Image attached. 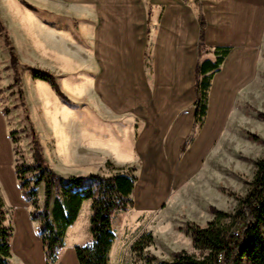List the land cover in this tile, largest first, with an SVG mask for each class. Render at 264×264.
Instances as JSON below:
<instances>
[{
	"label": "crops",
	"instance_id": "obj_1",
	"mask_svg": "<svg viewBox=\"0 0 264 264\" xmlns=\"http://www.w3.org/2000/svg\"><path fill=\"white\" fill-rule=\"evenodd\" d=\"M56 1L65 10L73 7L76 13H88L91 20L89 84L96 103L92 113L105 114L107 120L97 119L90 131L96 140L107 141V146L96 145V150L104 155V163L124 168L138 162V181L130 196L134 207L131 211L136 217L160 206L182 182L195 177L212 145L223 138L236 119L252 127L245 122L252 121L254 83L260 85L261 79L264 81V0ZM4 2L10 16L17 11L28 13L19 10L14 0ZM12 2L18 10H11ZM217 49H226L227 54L210 79L205 115L196 124V68L204 60L213 61ZM40 51L43 57H52L50 51ZM59 57L62 59L63 55ZM35 81L27 82L32 102L38 98L44 104L37 89L57 97L49 83ZM63 81H68L66 88L63 86L66 91L78 95L67 87L81 86L84 80ZM130 98L138 101L130 105ZM60 123V131L67 139L58 144L61 149L65 147L64 155L57 152L65 161L73 158L79 162L81 154H69L71 139ZM132 131H138L136 138H132ZM80 136L75 137L76 145L84 143ZM148 147L153 156H141L139 152L147 153ZM151 176L168 181L165 197L159 202L151 200L157 183L148 179ZM142 181L149 205L139 202L137 189L142 187ZM0 197L13 228L11 264H47L37 224L30 218V204L16 178L12 140L1 111ZM91 204L90 200L82 203L76 221L66 230L56 264H77L74 248L88 237L84 229H77L81 209L90 207L86 216L90 222Z\"/></svg>",
	"mask_w": 264,
	"mask_h": 264
},
{
	"label": "rangeland",
	"instance_id": "obj_2",
	"mask_svg": "<svg viewBox=\"0 0 264 264\" xmlns=\"http://www.w3.org/2000/svg\"><path fill=\"white\" fill-rule=\"evenodd\" d=\"M14 1L20 9L14 7L16 4L13 2L12 11H16L17 8L23 9L28 12L26 14L33 17L36 34L42 42V46L39 45L38 48L52 54L50 58L43 57L42 51L37 47L35 49L31 43L22 41L16 28L15 17L17 18L18 14L12 13L13 16H10L6 3L0 0V111L6 123L8 137L12 140L14 167L16 163L32 164L34 146L37 144L43 159L57 175L108 177L132 169L138 181V162L134 161L124 168L116 167L109 162L104 163V155L96 150L98 141L90 131L97 124V119L106 121L107 116L98 112L92 113L96 103L89 84L92 67L91 38L88 32L91 20L88 13H76L73 7L67 8L71 10H65L56 0ZM62 35L64 39L61 38ZM8 41L16 53L18 61L16 70L10 64ZM60 54L63 55L62 59L59 57ZM31 70L51 74L62 96L55 91L57 98L49 89L53 95L49 98L47 93L43 95L41 90L37 89V94L43 96L44 104L36 97L32 102L27 82L32 84L36 79L33 78ZM16 77L20 80V87L14 83ZM77 78L84 81L80 83L82 87L77 91L79 94L73 95L66 91L67 85L63 80ZM261 81L260 85L254 83V111L250 116L252 121L245 122L252 127L245 126L240 119H236V123L224 132L223 138L212 145L201 171L195 177L182 182L183 184L157 208L137 214L139 216L136 217L131 211L134 208L132 207L125 213L119 212L113 216L115 239L108 254V264H134L136 256L131 252V246L146 233L151 234L152 243L144 250L143 257L148 255L155 257L158 262H169L180 251L189 253L193 251L192 239L187 228L205 227L214 218L212 209L227 214L234 212L238 204L237 198L246 196L250 189L255 162L264 159V128H260V125L264 124V81L263 79ZM48 100L57 102L63 107L64 113L62 114L59 108L50 106L52 111L57 108V113L54 111L50 116V112L48 114L45 108ZM64 116L68 118L61 121L60 125H63L68 138L71 139L69 154H81L79 162H75L73 158L65 161V158L58 154L61 152V155H64L62 151L65 149L64 146L62 149L59 148L58 144L66 135L63 131L64 138L61 131L57 130L58 121ZM53 120L58 124L55 125ZM56 133L61 134L60 140ZM79 134L84 143L76 145L75 137L78 139ZM136 134L138 131H132V138H136ZM253 137L258 140H254ZM105 142L106 145L107 141ZM139 154L147 158L153 156L149 147L147 153ZM148 179L158 181L153 176ZM162 180L164 184L161 199L165 197L168 183L167 180L163 178ZM88 184L89 182L86 183ZM141 185L137 193L143 188V181ZM37 194L39 205L42 206V186L37 188ZM88 211L90 207L87 209V206L81 209L77 229L79 231L84 229L88 237L79 242L78 246H83L90 240L89 219L87 221L86 217ZM65 235L66 232L64 237ZM242 264H246V261L244 260Z\"/></svg>",
	"mask_w": 264,
	"mask_h": 264
},
{
	"label": "trees",
	"instance_id": "obj_3",
	"mask_svg": "<svg viewBox=\"0 0 264 264\" xmlns=\"http://www.w3.org/2000/svg\"><path fill=\"white\" fill-rule=\"evenodd\" d=\"M201 45L202 28L200 49ZM7 46L10 64L16 70V53L9 41ZM226 54V49H217L213 53V61L204 60L196 68V124L205 115L210 79L218 72ZM31 73L34 79L49 83L62 96L51 74L38 70H31ZM14 83L20 87L18 77ZM254 166L250 189L246 196L237 198L238 204L233 213L212 209L214 218L205 227L187 228L192 239V252L180 251L169 262H158L148 255L143 257L144 250L152 243L151 234L146 233L131 246V252L136 256L134 264H242L244 260L246 264H264V159L256 161ZM14 168L22 195L31 207L30 218L37 224L46 263H57L66 230L76 221L82 203L90 200V240L74 248L77 264H108V254L115 239L113 216L133 207L130 196L137 181L134 171L131 169L108 177L89 175L65 178L49 168L37 144L34 146L32 164L16 163ZM39 186L43 188L42 206L38 201ZM233 231H238L239 236H233ZM12 237L13 228L0 197V264H11Z\"/></svg>",
	"mask_w": 264,
	"mask_h": 264
},
{
	"label": "bare ground",
	"instance_id": "obj_4",
	"mask_svg": "<svg viewBox=\"0 0 264 264\" xmlns=\"http://www.w3.org/2000/svg\"><path fill=\"white\" fill-rule=\"evenodd\" d=\"M3 1V0H2ZM73 1H76V0H73ZM13 3V2H12ZM5 5V4H4ZM14 7H17V6H14ZM15 9V8H14ZM17 10H18V8H17ZM17 18H15L16 19V26H17V30H18V32H19V34H20V36H22L23 38L25 37V39H28L29 41H31V44H32V46H34V48L35 47H39V45H41L42 46V42L40 41V39H39V35H37L36 34V29H35V22H34V20H33V17L32 16H29L28 14H26L25 12H22V11H17ZM102 14V13H101ZM104 14V13H103ZM106 14V13H105ZM40 34V33H39ZM100 38H102V37H100ZM47 42V41H46ZM36 49V48H35ZM91 59V58H90ZM102 63V62H101ZM66 82H68V81H66ZM66 85V84H65ZM80 87L81 86H68L67 88H68V90H70V91H72L73 93H78L77 91L80 89ZM42 91H41V93L43 94V95H45V93H44V91H43V89H41ZM83 90V89H82ZM40 96V95H39ZM41 97V99L40 100H43L44 101V99H43V96H40ZM48 97L49 98H52V96H50V95H48ZM110 99V98H109ZM114 99V98H113ZM53 100V99H52ZM111 100H112V98H111ZM115 100V99H114ZM129 101H130V105H133L136 101H138L136 98H130V99H128ZM50 106L51 107H59L60 109H61V113L63 114L64 113V109H63V107H60L59 106V104L57 103V102H55V101H53V102H51V100L49 101L48 100V103L46 104V109H47V111H48V114H49V112H50V116H52L53 114L52 113H54V111H55V114L57 113V108H55L56 110H54V111H52L51 109L52 108H50ZM135 106V105H134ZM49 108H50V110H49ZM43 110V109H42ZM62 114H60V115H62ZM59 115V116H60ZM65 117V116H64ZM63 118V117H62ZM53 119V118H52ZM47 121H49V120H47ZM46 121V122H47ZM52 121V120H51ZM54 121V123H55V125H57L58 124V122H61V120H59L57 123H56V120H53ZM132 121V120H131ZM45 122V121H44ZM52 127V126H51ZM52 129H53V127H52ZM57 130L58 131H60L61 129L59 128V125H58V127H57ZM54 131V130H53ZM63 132V130L61 131V133ZM64 133V132H63ZM63 133H62V136H64L63 135ZM57 134V133H56ZM55 134V135H56ZM58 136V138H59V140H60V137H61V134H57L56 135V137ZM94 137V136H93ZM64 138H65V136H64ZM58 140V139H57ZM66 140V139H65ZM89 140V139H88ZM111 140V139H110ZM62 141L64 142V139H62ZM62 141H60V142H62ZM98 141V140H97ZM103 141V140H102ZM104 142V141H103ZM98 143L100 144V143H102L101 141H98ZM106 143V142H105ZM104 144V143H103ZM130 147V146H129ZM147 147V146H146ZM131 148V147H130ZM142 149V148H141ZM140 149V150H141ZM130 150V149H129ZM144 150V149H143ZM115 152V151H114ZM119 154V153H118ZM119 156H121L120 154H119ZM186 162V161H185ZM156 176V175H155ZM161 179H157L158 181H157V184L153 187V191H152V199L151 200H153L154 202H158V201H160L161 200V198H162V190H163V180H162V177H160ZM165 191V190H164ZM137 195H138V198H139V202L140 203H142V205H149V204H147V203H149L148 202V200H146L144 197H145V191H144V187L140 190V191H138V193H137Z\"/></svg>",
	"mask_w": 264,
	"mask_h": 264
},
{
	"label": "built area",
	"instance_id": "obj_5",
	"mask_svg": "<svg viewBox=\"0 0 264 264\" xmlns=\"http://www.w3.org/2000/svg\"><path fill=\"white\" fill-rule=\"evenodd\" d=\"M232 235L235 236V237H238L239 233H238V231H233Z\"/></svg>",
	"mask_w": 264,
	"mask_h": 264
}]
</instances>
